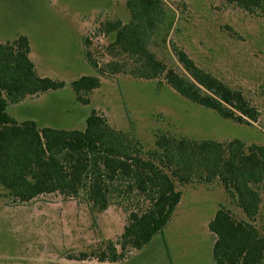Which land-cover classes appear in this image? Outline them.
<instances>
[{
	"label": "rangeland",
	"instance_id": "1",
	"mask_svg": "<svg viewBox=\"0 0 264 264\" xmlns=\"http://www.w3.org/2000/svg\"><path fill=\"white\" fill-rule=\"evenodd\" d=\"M109 1H3L0 40L5 43L27 36L38 73L66 84L35 99V110L11 105L7 110L10 115L29 120L37 110L42 116L40 126L84 130L87 117L96 110L110 126L138 139L146 153L156 150L159 133L264 145V16L226 0H162L167 14L153 51L181 72L173 52L176 46L202 69L241 89L261 113L256 123L242 124L184 99L163 78L147 81L123 74L100 76L86 57L80 20L97 12L88 19L94 24L86 38L94 59L104 66L109 58L103 48L113 36L95 37L93 33L105 21L127 23L130 19L127 0L111 1L107 8ZM82 76L101 79V87L89 96L90 104L78 102L71 87ZM177 189L183 193L181 204L164 231L144 249L129 250L117 263L68 258L90 253L104 242H116L124 233L129 213L148 205L141 198H114L101 212L84 197L51 194L18 203L0 192V264H215V237L208 226L216 212L224 206L236 219H248L219 181L213 186L198 181L177 183ZM260 192L261 209L253 223L264 235V184Z\"/></svg>",
	"mask_w": 264,
	"mask_h": 264
},
{
	"label": "trees",
	"instance_id": "2",
	"mask_svg": "<svg viewBox=\"0 0 264 264\" xmlns=\"http://www.w3.org/2000/svg\"><path fill=\"white\" fill-rule=\"evenodd\" d=\"M226 1L264 16V0ZM126 5L127 23L105 21L93 33L95 37L113 36L103 48L109 58L104 66L94 59L86 38V57L100 76L163 78L181 97L224 119L242 124L258 121L259 109L241 89L199 67L184 50L173 46L181 72L157 57L153 47L167 14L162 0H127ZM30 52V40L24 35L0 43V192L18 203L51 194L84 197L101 212L114 198L124 201L136 195L148 203L129 213L124 233L116 242H104L69 260L117 263L129 250L144 249L164 231L180 204L183 193L177 183L198 181L213 186L219 181L248 220L236 219L224 206L216 212L208 226L215 237V264H264V235L253 223L262 204L264 145L159 133L156 150L146 153L138 139L110 126L96 110L87 117L84 130L19 123L7 112L10 105L66 86L63 81L40 77ZM71 87L78 102L90 104L89 96L101 87V79L82 76Z\"/></svg>",
	"mask_w": 264,
	"mask_h": 264
},
{
	"label": "crops",
	"instance_id": "3",
	"mask_svg": "<svg viewBox=\"0 0 264 264\" xmlns=\"http://www.w3.org/2000/svg\"><path fill=\"white\" fill-rule=\"evenodd\" d=\"M3 1H5V0H0V14H1V12H2V9H3ZM20 2H21V0H19ZM28 2H30V0H27ZM63 1H65V0H63ZM66 1H68V0H66ZM111 1H114V0H110L109 2H108V4L105 6V7H107L108 8V6L111 4ZM127 3V2H126ZM3 14V13H2ZM1 14V15H2ZM96 14H97V12H95V14H90V15H84V17L82 16L81 17V19L82 20H80V24H81V26H82V35H83V41H85V39H86V34L88 33V31L92 28V26H93V24H94V21L93 20H88V19H91V18H93L94 16H96ZM0 15V16H1ZM81 15H83V14H81ZM1 30V29H0ZM20 36H22V35H20ZM25 36V35H24ZM17 38H18V36H17ZM17 38H15V39H13V40H11V41H8V42H12V41H14V40H16ZM0 43H4V42H2L1 40H0ZM6 43V42H5ZM30 46H31V43H30ZM84 47H85V45H84ZM33 53H32V47H31V52H30V59H31V61L34 63V65H35V68H36V72L38 73L39 72V70H38V67H37V64L33 61V59H32V55ZM85 54H86V51H85ZM38 75L40 76V77H42L39 73H38ZM42 95L43 94H40V95H37V96H28L24 101H22V102H20V103H18V104H14V106H18V107H21V108H28V109H32V110H35L34 108H36L35 107V99H39V98H41L42 97ZM11 106V105H10ZM9 106V107H10ZM8 107V108H9ZM8 110V109H7ZM12 116V115H11ZM13 117V116H12ZM14 118V117H13ZM30 118H32V119H29V120H17L16 118H14L15 120H17L19 123H22V122H25V121H34V122H36L37 123V125H38V127H40V128H44L45 126H40L39 125V122L41 121V119H42V116L40 115V112H38L37 110H36V113H33L32 114V116L30 117ZM46 127H49V126H46ZM54 128V127H53ZM183 196V195H182ZM182 200V199H181ZM180 204H181V202H180ZM179 204V205H180ZM155 238V237H154ZM153 241V240H152ZM149 245V244H148Z\"/></svg>",
	"mask_w": 264,
	"mask_h": 264
}]
</instances>
